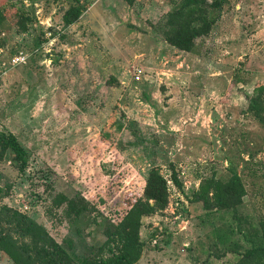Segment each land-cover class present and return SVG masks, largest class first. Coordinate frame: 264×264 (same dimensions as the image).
Here are the masks:
<instances>
[{"label": "rangeland", "instance_id": "1", "mask_svg": "<svg viewBox=\"0 0 264 264\" xmlns=\"http://www.w3.org/2000/svg\"><path fill=\"white\" fill-rule=\"evenodd\" d=\"M182 1L0 0V133L28 155L22 172L0 149V209L27 214L65 247L72 241L76 260L105 241L101 224L145 200L153 170L168 182V204L144 218L138 264L239 261L251 245L233 211L191 202L214 173L227 181L231 166L247 188L243 214L264 217V123L243 113L264 80V0H224L193 52L164 34ZM74 5L84 13L66 27ZM21 51L29 61L14 66ZM59 195L77 200V214L53 204ZM120 251L116 242L104 257ZM0 264L13 263L0 251Z\"/></svg>", "mask_w": 264, "mask_h": 264}, {"label": "trees", "instance_id": "2", "mask_svg": "<svg viewBox=\"0 0 264 264\" xmlns=\"http://www.w3.org/2000/svg\"><path fill=\"white\" fill-rule=\"evenodd\" d=\"M224 0H183L175 10L167 14L165 25L166 41L184 52H193L198 47L197 40L209 35L212 28L211 14L222 9ZM84 13L82 6L74 5L66 11L63 22L66 27L77 23ZM8 21L0 7V26ZM30 18L19 21L22 31L28 30ZM47 34V33H46ZM248 106L243 112L264 123V80H259L251 95L247 96ZM0 149L3 153L11 152L16 166L24 172L28 167L27 151L12 133H0ZM231 176L225 181L214 173L203 180L194 191L193 203H201L208 211H233L238 221V230L251 245L243 249L241 258L236 264H264V217L257 222L249 215L243 214L242 207L248 196L247 188L241 175L235 169H229ZM180 188L177 174L172 175ZM264 178V176H263ZM67 203L66 214L72 217L77 214V200L59 195L53 200L56 207ZM168 204V182L157 170L151 171L145 188V200L139 199L130 210L121 216L117 223H105L102 233L105 241L90 246L92 256L76 260L73 255V242L67 246L59 244L44 224H41L19 211L8 206L0 209V251L13 264H138L142 259L145 243L141 230L145 217L161 212ZM15 226L29 242H22L7 230ZM118 242L121 251L118 255L104 257L108 250Z\"/></svg>", "mask_w": 264, "mask_h": 264}, {"label": "built area", "instance_id": "3", "mask_svg": "<svg viewBox=\"0 0 264 264\" xmlns=\"http://www.w3.org/2000/svg\"><path fill=\"white\" fill-rule=\"evenodd\" d=\"M51 36H52V33L50 34L47 33V38H50ZM28 61H29V56L27 55V53L24 51H21L13 59V64L14 66H23V65H26ZM136 77L138 81L141 80V77L139 75Z\"/></svg>", "mask_w": 264, "mask_h": 264}]
</instances>
